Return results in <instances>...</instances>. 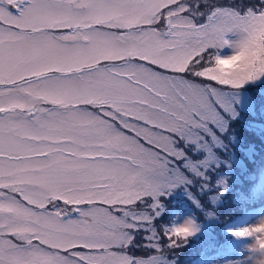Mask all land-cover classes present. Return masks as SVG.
Returning <instances> with one entry per match:
<instances>
[{
    "label": "snow or ice",
    "instance_id": "1",
    "mask_svg": "<svg viewBox=\"0 0 264 264\" xmlns=\"http://www.w3.org/2000/svg\"><path fill=\"white\" fill-rule=\"evenodd\" d=\"M0 264H264V0H0Z\"/></svg>",
    "mask_w": 264,
    "mask_h": 264
},
{
    "label": "rangeland",
    "instance_id": "2",
    "mask_svg": "<svg viewBox=\"0 0 264 264\" xmlns=\"http://www.w3.org/2000/svg\"><path fill=\"white\" fill-rule=\"evenodd\" d=\"M258 219H259V218H257V220H258ZM256 223H257V221L254 220L250 226H256Z\"/></svg>",
    "mask_w": 264,
    "mask_h": 264
}]
</instances>
